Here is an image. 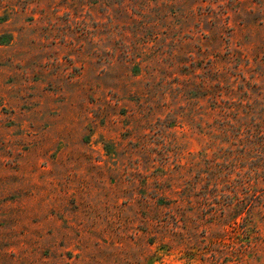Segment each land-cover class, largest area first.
Wrapping results in <instances>:
<instances>
[{
	"label": "rangeland",
	"instance_id": "obj_1",
	"mask_svg": "<svg viewBox=\"0 0 264 264\" xmlns=\"http://www.w3.org/2000/svg\"><path fill=\"white\" fill-rule=\"evenodd\" d=\"M0 264H264V0H0Z\"/></svg>",
	"mask_w": 264,
	"mask_h": 264
},
{
	"label": "trees",
	"instance_id": "obj_2",
	"mask_svg": "<svg viewBox=\"0 0 264 264\" xmlns=\"http://www.w3.org/2000/svg\"><path fill=\"white\" fill-rule=\"evenodd\" d=\"M254 204V203H253Z\"/></svg>",
	"mask_w": 264,
	"mask_h": 264
}]
</instances>
